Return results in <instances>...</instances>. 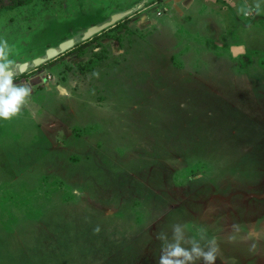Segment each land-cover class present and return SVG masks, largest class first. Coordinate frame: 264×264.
I'll use <instances>...</instances> for the list:
<instances>
[{
  "label": "rangeland",
  "instance_id": "1",
  "mask_svg": "<svg viewBox=\"0 0 264 264\" xmlns=\"http://www.w3.org/2000/svg\"><path fill=\"white\" fill-rule=\"evenodd\" d=\"M257 5L34 0L0 14L15 71L76 40L14 77L32 92L0 119V264H159L157 236L177 223L216 238L215 264H264Z\"/></svg>",
  "mask_w": 264,
  "mask_h": 264
},
{
  "label": "clouds",
  "instance_id": "2",
  "mask_svg": "<svg viewBox=\"0 0 264 264\" xmlns=\"http://www.w3.org/2000/svg\"><path fill=\"white\" fill-rule=\"evenodd\" d=\"M259 7V5H257ZM7 42H0V119L11 120L21 114L31 99V88L26 84L14 83L15 62L9 58ZM96 231H99L97 227ZM162 241L159 264H215L219 245L215 237L206 239L189 237L183 225H172V237L161 232L157 236ZM234 240L235 237H229Z\"/></svg>",
  "mask_w": 264,
  "mask_h": 264
},
{
  "label": "water",
  "instance_id": "3",
  "mask_svg": "<svg viewBox=\"0 0 264 264\" xmlns=\"http://www.w3.org/2000/svg\"><path fill=\"white\" fill-rule=\"evenodd\" d=\"M138 6H141V4H138ZM132 12V9L125 10V11H120V12H115L113 13L109 19L105 20L101 24H96L88 28L84 35L82 36V39H88L90 38L93 34L107 28L108 26H111L115 24L116 22L120 21L122 18H124L126 15ZM76 43L75 38L68 39L64 42H62L58 47H53L50 48L46 55L36 59L32 64L30 65L29 63H24L20 68H17L15 71V76L18 75L20 72H23L29 68L36 67L54 57L59 55L60 53L64 52L66 49L69 47L73 46ZM232 50L234 53L243 51L244 48L241 46H234L232 47Z\"/></svg>",
  "mask_w": 264,
  "mask_h": 264
},
{
  "label": "trees",
  "instance_id": "4",
  "mask_svg": "<svg viewBox=\"0 0 264 264\" xmlns=\"http://www.w3.org/2000/svg\"><path fill=\"white\" fill-rule=\"evenodd\" d=\"M33 1L34 0H0V14L4 10H11L19 6L28 5Z\"/></svg>",
  "mask_w": 264,
  "mask_h": 264
},
{
  "label": "crops",
  "instance_id": "5",
  "mask_svg": "<svg viewBox=\"0 0 264 264\" xmlns=\"http://www.w3.org/2000/svg\"><path fill=\"white\" fill-rule=\"evenodd\" d=\"M254 6V5H253ZM258 8V7H257ZM261 8V9H260ZM260 8H258L257 10L258 11H261V13H262V15H264V6L263 7H261L260 6ZM246 49H244V51H245Z\"/></svg>",
  "mask_w": 264,
  "mask_h": 264
}]
</instances>
